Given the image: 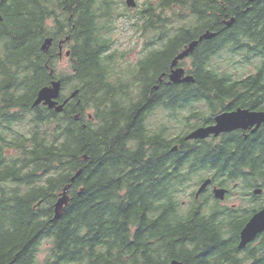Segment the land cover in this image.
Instances as JSON below:
<instances>
[{"label": "trees", "instance_id": "16d2710c", "mask_svg": "<svg viewBox=\"0 0 264 264\" xmlns=\"http://www.w3.org/2000/svg\"><path fill=\"white\" fill-rule=\"evenodd\" d=\"M245 1L249 0H170L172 10L177 12L169 21L135 17L140 31H171L172 34L167 37L169 42L163 43V48H168L165 52L156 57L143 52V57L125 75L112 65L124 53L112 47L109 36L113 30L112 12L101 0H60L56 6L55 0H1L0 264H167L170 255H196L201 246L213 250L218 236L222 238L216 225L212 228L199 224L194 213H188L189 218L175 219L174 209L181 208L183 200L178 191L190 188L196 180L173 177L166 180L163 175L149 171L152 158L161 159L163 164L167 151L157 145L152 147L149 134L140 137L146 142H141L137 149L128 146L124 133L113 134L109 142L101 125V106L108 96L116 108L125 104L122 112L126 113L127 102L117 97L128 93L137 97L128 101L130 105L142 107L147 100L142 94L148 92V86L136 82L138 67L144 63L155 62L157 66L168 63L176 53L173 48L177 51L183 43L188 46L205 32L216 33L210 38L215 42L219 39L215 53L232 40L229 37L232 33L230 36L240 48L229 50L246 51L245 58L251 61V43L255 45L253 50L261 48L264 34L252 35L259 36L260 40L245 39L248 35L243 27L245 18L239 12L241 7L244 12ZM98 2L100 5L95 9ZM58 10L61 11L59 18ZM255 10L257 13L254 10L250 13L264 17L262 5ZM56 14L59 20L67 15V38L73 42L70 56L74 70L65 77L68 81L65 86L68 90H79L62 112L46 105L32 107L39 90L49 85L57 72L53 48L60 38V29L55 28ZM232 19L235 20L229 26L227 22ZM184 20L195 22L193 31L186 28ZM86 21L90 26L85 25ZM47 38L54 42L48 50L43 48ZM92 43L102 46L83 48L84 44ZM194 66L187 70L183 67L186 74L194 76L193 82H182L184 85L171 82V94L188 95L183 101L170 94L171 148L178 142L185 145L182 153L171 151L172 158L198 160L214 156L210 153L211 144H188L185 138L195 128L213 124L214 112L210 108L213 104L219 106L214 97L227 98L230 76L218 72L212 64L202 68L194 60ZM125 77L133 81L129 91L124 90L129 85L123 80ZM200 100L209 102L203 112H192L182 106V102L192 103L197 110ZM80 107L92 113L87 126L75 119L78 115H73ZM136 113L128 118L135 120ZM191 117L196 121L186 125ZM110 120L119 123L115 113L110 115ZM80 169L82 173L71 185L59 224L55 228L48 226L33 206L47 204H41V199L48 198L54 179L55 192L63 190V184L69 183ZM10 183L17 185L14 187L17 192L3 193L10 188ZM44 240L50 246L42 260L38 252ZM250 256L252 264H264V254Z\"/></svg>", "mask_w": 264, "mask_h": 264}, {"label": "flooded vegetation", "instance_id": "af4514ba", "mask_svg": "<svg viewBox=\"0 0 264 264\" xmlns=\"http://www.w3.org/2000/svg\"><path fill=\"white\" fill-rule=\"evenodd\" d=\"M101 1L104 6L110 7L115 0ZM134 3L133 8H128L126 0H118L117 6H121L122 9L120 10L114 5L113 9L116 7L115 9L119 12H132L135 17L142 18L145 21H169L177 12L172 10L173 7L170 6V0H134ZM259 4L262 5L264 9V0L263 3L262 0L245 1L243 4L244 12L242 7L239 11L241 12L240 17L245 18L243 27L250 36L261 33L264 34V17H262L261 14L250 13L252 10L257 13L255 9ZM238 17L239 15L237 19ZM188 18V14H186V19ZM55 23H57L60 29L59 33L62 36V28L57 22L56 16ZM138 33L142 34L139 38L135 39H138V41L131 38L127 43L131 46L133 45L142 52H150L152 55L151 57L159 56L160 53L168 49L163 48V43L169 42L167 37L172 34L171 31L155 30L138 31ZM63 34H65L64 37L59 39L53 48L55 49V57L57 58L56 64L57 60L62 58L64 51L67 52L71 49L68 45L70 40H67L68 26L63 30ZM51 43L49 46L51 45L52 47L54 42ZM217 44H219V39H217L216 42L214 39L201 40L190 53L189 57L185 60H179L176 67H184L186 70L187 67L194 68V60L199 61L202 68L208 67L212 63L211 57L215 53L214 49H216ZM90 46L100 48L102 45L99 43L84 44L83 48H88ZM183 47L186 48L188 46L186 43H183L179 44L177 51L176 48H173V52L176 53L166 64L164 63L161 66H157V64L153 62L147 65L144 63L138 67L139 72L136 73V82L140 84V86H144V84L148 86V92L142 94V98L147 99L144 101L142 107L132 106L128 102L130 99L137 98L135 94L122 93L118 96L119 98H117L124 99L125 102H127V109H125L127 112L123 113L122 109L125 104L116 108L112 101L110 102L108 100V96L105 97L101 106L102 129L109 142L113 134L124 133L128 140V146L134 149H137L141 142H146L145 140H140V137H146L149 134L151 136L150 143L152 147L157 145L159 148L164 147L167 150L163 164H161V159L152 158L149 171L154 174L163 175L166 177V180L172 177L174 179L196 180L195 184L187 189L185 195L186 199L182 200L181 208L176 207L174 209L175 214H177L175 215V219L179 220L182 216L184 218H189L190 216L188 213H194L193 217L199 224L204 226L210 225L212 228L216 225L217 229L221 231L222 238L218 236L219 239L213 250L201 246L196 255L184 254L182 257L178 255L172 256L166 251V253L170 255L167 264H170L174 259L180 260L183 264H252L251 254L257 257H261L264 254V231L260 232L252 243L244 247H240L239 244L242 239L241 231L248 220L253 214L264 208V121L260 123H249L246 126L221 132L217 136L212 134L206 139L191 138L185 140L189 141L188 144H211L213 148L210 153H214L212 157H202L198 160L186 159L184 157L172 158L170 156L171 151L174 150L177 153H182L185 146L181 142H178L176 143V147L171 148V126L173 119H171L169 110L172 100L170 97L171 84L174 83H171L172 61ZM251 48V51L258 55L260 59L259 63H254L252 61L248 62L249 65L254 64L256 67L252 73L244 74L242 77L232 76L228 78L227 98L219 99L214 97V100L218 102L219 106L216 107L213 104L210 108L214 112L211 114L214 118L211 123L214 124L215 116L223 111L234 112L238 109H249L253 112H264V49L259 48L253 50L255 49V45L252 43ZM188 59H191L189 63L186 62ZM184 61L187 63V67L183 65ZM68 68L74 70L73 64L71 63ZM65 77V74L59 73L57 70L55 79L61 80L63 84L61 94L57 98L59 103H62L70 93V91H68L69 87L65 86V83H68ZM123 80L129 83L125 88L126 91H129V86L132 85L133 82L131 81L132 79L125 77ZM182 85L184 84L182 83ZM106 90L107 87H105V91ZM171 95L176 96L175 98H183V101L188 97L187 94ZM182 106H186V109L192 112L197 111L200 113L209 107V102L206 100L198 101L197 110L193 108L192 103L188 104L182 102ZM134 109L137 111L135 120H130L128 117L134 114ZM181 112L187 115L191 114V112L188 111ZM112 113L116 114L119 123H113L110 120V115ZM74 114H76V116L78 115L75 119L83 126H87L88 121L92 118L91 111L82 107L75 110L73 115ZM195 121V118L191 117L187 120L186 125ZM122 122L124 124H121ZM119 138H122V135H120ZM207 179L210 180L208 186L197 194L201 185ZM16 186L15 183H10L8 185L10 188L3 193L12 194L17 192V188H14ZM217 188H224L227 191L223 193L222 196H217ZM62 191L61 189L55 192L54 179V186L52 190L48 192V198L42 197L41 199V204H47L45 206H33V209L38 212L40 219L48 226L54 228L55 224H59L58 220L62 218L63 211L59 218L55 216V202L58 200ZM183 191L184 190L178 191V194ZM253 246L255 248H253ZM45 254L47 256V252H45ZM106 256L107 255H105V257ZM110 257H112V255ZM52 259L55 261V250Z\"/></svg>", "mask_w": 264, "mask_h": 264}, {"label": "rangeland", "instance_id": "374dc122", "mask_svg": "<svg viewBox=\"0 0 264 264\" xmlns=\"http://www.w3.org/2000/svg\"><path fill=\"white\" fill-rule=\"evenodd\" d=\"M106 1H112V0H106ZM57 2L59 3L60 0H55V3H56L55 6L58 5ZM112 4L114 6H117L118 0H115ZM97 5L99 6L100 2H98L96 4L95 9H98ZM113 5L110 7H106L107 10L112 11V21H111L110 26H112L111 29H113L112 33H110V35H109V33H106V34L112 37L113 47L115 49H118L120 52L124 53V55L118 56L117 59L112 63V65L116 66V69L118 71L121 70V71H123V74L126 75L129 71V69H131L134 65H136L138 63L139 59H141L143 57L142 51L136 49L133 45L131 46L127 42L130 41L131 38H134V40L136 38H139V36L142 34L138 33V31H140V29H139L138 25L136 24L137 19L132 14V12H127V13L119 12L115 9L116 7L114 8L115 10L113 9V7H114ZM117 7L120 10L122 9L121 6H117ZM128 8H133V7H128ZM105 11L106 10H104V12ZM98 12L101 13V11H98ZM57 14H58V18H59V16L61 15V11L58 10ZM57 14L55 15L56 20L58 19ZM66 16H67L66 14L62 15L60 17V20L58 19V23L61 25V28H64V29H65V27H67V20L65 18ZM107 19H110V17H107ZM97 21L102 26L107 28V24L104 23V21H102L101 18H97ZM184 22L186 24V28H189L191 31H193V27L195 26V24H194L195 22L191 21V20H189V21L184 20ZM85 25L90 26V22L86 21ZM55 28L56 29L58 28L57 23H55ZM231 34H229V37H231L232 40L227 41L228 43L226 42L227 44H226V46H224L225 48H223L219 52L217 51L216 53H214L212 55V57H211L212 66L218 72L228 73L230 77H232V76L242 77L244 74L254 72V69L256 67L254 64H252V65L248 64V61L245 58L246 51L229 50V49H233V48H240L238 45H236L237 40L234 39L232 36H230ZM59 35H60V33H59ZM61 38H62V36L60 35L59 39H61ZM245 39L260 40V37L258 36L257 38H254L250 35H247L245 37ZM135 41H138V39ZM68 45H69V47H71L73 45V42L70 41L68 43ZM261 48L264 49V44L261 46ZM67 52L64 51L62 58L61 59L59 58L57 60V65H58L57 70L59 73L67 74L66 78H68L69 74L72 73L71 72L72 69L68 68V67L73 62L72 57L67 55ZM250 52L252 53V56L249 58V60H251L254 63H259L260 59H259L258 55L256 53H254L253 51H250ZM119 61H120V63H119ZM190 61H191V59H188L186 62L189 63ZM186 62H184V64ZM124 90L126 91V89H124ZM204 90L207 91V93H208L207 89H204ZM68 91H70V90H68ZM176 122H179V121H176ZM174 124H176V123H174ZM188 128H190V127H188ZM43 177L48 178V175H44ZM187 189H189V188H187ZM187 189L186 190L182 189L184 191L179 194L182 196L183 200L186 199L185 195L187 193ZM47 244H49V245H47ZM49 246H50V243L48 241L44 240L42 245H41V250L38 252V258L39 259H42V260L45 259V256H46L45 252H47L46 250ZM254 246H256V245H254Z\"/></svg>", "mask_w": 264, "mask_h": 264}, {"label": "water", "instance_id": "95a60500", "mask_svg": "<svg viewBox=\"0 0 264 264\" xmlns=\"http://www.w3.org/2000/svg\"><path fill=\"white\" fill-rule=\"evenodd\" d=\"M128 3L130 5H134V0H128ZM0 5H1V0H0ZM3 17L0 13V20H2ZM51 38H47L45 42L43 43V48L48 49L49 44L51 43ZM181 55L183 57L185 54ZM70 54V51L67 52V55ZM177 59L175 60V62ZM174 62V63H175ZM181 72L179 70H173L172 72V80H177L180 78ZM180 80L182 81H190L194 80L193 76H187L184 78H181ZM78 93V90H75L69 98H67L64 102L59 103L57 98L61 94V80H52L50 85L42 87L38 95L33 103V106H36L40 104L41 102H44L45 104L49 105L50 107H55V110L57 112H60L64 108V104L70 100V98L76 96ZM253 116L255 117V122H263L264 121V113L263 112H249V110H244V109H239L235 112H223L219 114L216 117L217 124L216 125H211V126H203L199 127L192 133H190L187 138H204L208 136L210 133L215 132L218 134L222 129H227L230 127L231 124L240 122V120L248 117V116ZM82 169L78 170L76 174L73 175L71 178V182L75 181L76 178L81 174ZM210 182V180H206L200 189L198 190V193H200ZM71 187V183L65 182L63 184V191L61 196H59L58 200L55 202V216L57 218L60 217L61 215V207L65 205L68 202L69 198V189ZM227 190L224 188H217L216 193L217 196H222L223 193H225ZM264 230V208L260 210L259 212L255 213L252 218L247 222L245 227L243 228L241 234H242V239L240 241L239 246L243 247L245 246L248 242L254 240L256 235ZM171 264H183V262L179 261L178 259H174Z\"/></svg>", "mask_w": 264, "mask_h": 264}, {"label": "bare ground", "instance_id": "6f19581e", "mask_svg": "<svg viewBox=\"0 0 264 264\" xmlns=\"http://www.w3.org/2000/svg\"><path fill=\"white\" fill-rule=\"evenodd\" d=\"M126 4H127V6L128 7H133L134 5H130L129 3H128V0H126ZM0 13H1V8H0ZM1 15H2V13H1ZM3 17V16H2ZM3 20V19H2ZM2 20H0V21H2ZM234 20L235 19H232V20H230L229 22H227L228 23V25L229 26H231L232 24H233V22H234ZM216 35V33H209V32H205L204 34H202L201 36H200V39L201 40H203V39H210V38H212L213 36H215ZM69 39V37L67 38V40ZM199 38H197V39H195V40H193L189 45H188V47H186L181 53H179L175 58H174V60L172 61V72H173V70L175 69V70H179L180 72H181V76H180V78H178L176 81L175 80H172V77H171V82H177V83H182V82H193L194 80H195V78H194V80H190V81H182V80H180L181 78H184V77H187V76H193V75H191V74H186V71H185V69L183 68V67H176V64L179 62V60H183L184 58H186L187 56H189L190 55V53L194 50V48L199 44V42L201 41ZM45 49V48H44ZM188 51V53L187 54H185L183 57H181V55L182 54H184L185 52H187ZM71 55V49H70V54H69V56ZM71 57V56H70ZM69 57V58H70ZM177 59V61L175 62V60ZM175 62V63H174ZM72 64H73V62H72ZM172 72H171V75H172ZM194 77V76H193ZM55 80V79H54ZM51 84V83H50ZM49 84V85H50ZM62 81H61V89H62ZM75 90H70V93H69V95L67 96V98H69L70 96H71V94L74 92ZM78 93H79V90H78ZM77 93V94H78ZM37 95H38V93H37ZM77 96V95H76ZM76 96H74V97H72V98H70V100L68 101V102H66L65 104H64V107H65V105L67 104V103H69V102H71ZM37 97V96H36ZM67 98H65V100L67 99ZM36 99V98H35ZM35 99H34V101H35ZM64 100V101H65ZM34 101H33V103H34ZM63 101V102H64ZM33 103H32V107H37V106H39V105H46V106H48V107H50L49 105H47V104H45L44 102H41L40 104H38V105H36V106H33ZM50 108H53V109H55V107H50ZM63 110H64V108H63ZM62 110V111H63ZM239 110V109H238ZM244 110H249V109H244ZM62 111H60V112H62ZM237 111V110H236ZM224 112H230V111H224ZM235 112V111H234ZM249 112H253V111H250L249 110ZM221 113H223V112H221ZM221 113H219V114H221ZM264 113V112H263ZM219 114H217L216 116H215V123L214 124H210V125H206V126H211V125H216L218 122H217V120H216V117L219 115ZM255 117H253V116H248V117H246V118H244V119H242V120H240V122H237V123H233V124H231L230 125V127L229 128H227V129H222L218 134H216L215 132H212V133H210L208 136H206V137H204V138H202V139H206V138H208L209 136H211L212 134H214V135H219L221 132H225V131H229V130H231V129H234V128H238V127H241V126H246L247 124H249V123H253V122H255ZM258 123V122H257ZM199 127H203V126H199ZM199 127H197V128H195L194 130H192L191 132H189V134L190 133H192L193 131H195L196 129H198ZM188 134V135H189ZM187 135V136H188ZM187 136H186V140L187 139H191V138H187ZM82 173V172H81ZM81 175V174H80ZM79 175V176H80ZM78 176V177H79ZM73 177V176H72ZM77 177V178H78ZM76 178V179H77ZM207 180H209V179H207ZM74 182V181H73ZM73 182H69V183H71V185H72V183ZM205 182V181H204ZM203 182V183H204ZM209 184V183H208ZM202 186V185H201ZM208 186V185H207ZM206 186V187H207ZM71 188V187H70ZM70 190V189H69ZM204 190V189H203ZM197 194H199V193H197ZM68 201H69V198H68ZM67 204V203H66ZM65 204V205H66ZM65 205H63L62 207H61V212H62V209H63V207L65 206ZM263 209V208H262ZM261 209V210H262ZM260 211V210H259ZM259 211H257V212H259ZM256 212V213H257ZM252 218V217H251ZM250 218V219H251ZM249 219V220H250ZM248 220V221H249ZM243 230V229H242ZM262 231H264V230H262ZM262 231H260V232H262ZM242 232V231H241ZM259 232V233H260ZM258 233V234H259ZM258 234L256 235V237L258 236ZM242 235V234H241ZM256 237L254 238V240L256 239ZM254 240H252V241H250V242H248L247 244H249V243H252ZM246 244V245H247ZM245 245V246H246ZM244 247V246H243ZM172 263V262H171ZM170 263V264H171Z\"/></svg>", "mask_w": 264, "mask_h": 264}]
</instances>
